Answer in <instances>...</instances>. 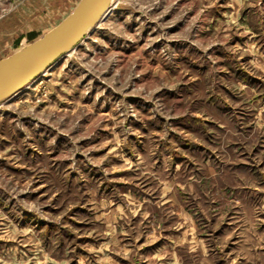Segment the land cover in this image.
<instances>
[{
  "label": "rangeland",
  "instance_id": "1",
  "mask_svg": "<svg viewBox=\"0 0 264 264\" xmlns=\"http://www.w3.org/2000/svg\"><path fill=\"white\" fill-rule=\"evenodd\" d=\"M79 1L0 0V60ZM18 90L0 264H264V0H112Z\"/></svg>",
  "mask_w": 264,
  "mask_h": 264
},
{
  "label": "water",
  "instance_id": "2",
  "mask_svg": "<svg viewBox=\"0 0 264 264\" xmlns=\"http://www.w3.org/2000/svg\"><path fill=\"white\" fill-rule=\"evenodd\" d=\"M111 0H80L53 29L14 55L0 60V99L17 91L84 37L106 13Z\"/></svg>",
  "mask_w": 264,
  "mask_h": 264
},
{
  "label": "bare ground",
  "instance_id": "3",
  "mask_svg": "<svg viewBox=\"0 0 264 264\" xmlns=\"http://www.w3.org/2000/svg\"><path fill=\"white\" fill-rule=\"evenodd\" d=\"M111 2H112V0L110 1V3H111ZM109 6H110V4H109ZM108 9H109V8H108ZM107 11H108V10H107ZM104 14H105V13H103L102 16H101L98 20H101V18L103 17ZM98 20L96 21V23L98 22ZM96 23H95V24H96ZM94 26H95V25H94ZM94 26H93L92 28H94ZM87 31H88V30H87ZM87 31H86V32H87ZM85 34H86V33H85ZM81 40H82V39H81ZM74 47H75V46H74ZM74 47H72V48H74ZM72 48H71V49H72ZM22 49H23V48H22ZM18 51H19V50H18ZM68 51H69V50H68ZM68 51H67V52H68ZM67 52H66V53H67ZM66 53H65V54H66ZM43 71H44V70H43ZM38 75H39V74H38ZM38 75H37V76H38ZM35 77H36V76H35ZM35 77H34V78H35ZM32 79H33V78H32ZM32 79H30V80H32ZM30 80H28V81H30ZM28 81H26V82L21 86V88H19L18 91H20L21 89H23V86H24Z\"/></svg>",
  "mask_w": 264,
  "mask_h": 264
},
{
  "label": "trees",
  "instance_id": "4",
  "mask_svg": "<svg viewBox=\"0 0 264 264\" xmlns=\"http://www.w3.org/2000/svg\"><path fill=\"white\" fill-rule=\"evenodd\" d=\"M27 37H28V39H32V38L35 37V34H34L33 32H31V33H29V34L27 35Z\"/></svg>",
  "mask_w": 264,
  "mask_h": 264
}]
</instances>
